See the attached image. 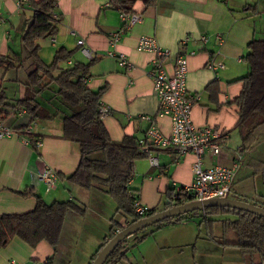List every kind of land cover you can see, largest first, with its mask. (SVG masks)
I'll use <instances>...</instances> for the list:
<instances>
[{
    "label": "crops",
    "instance_id": "0c3cea01",
    "mask_svg": "<svg viewBox=\"0 0 264 264\" xmlns=\"http://www.w3.org/2000/svg\"><path fill=\"white\" fill-rule=\"evenodd\" d=\"M120 11L114 0H57L58 34L38 41L41 58L50 64L56 51L63 47L74 54L62 68L91 64L85 85L93 91L106 89L101 104L110 111L103 122L111 139L121 142L125 136L145 137L150 123L141 116L154 118L165 135L172 130L171 119L158 115L160 103L148 75L155 55L137 50L139 38L154 37L172 52L166 60L170 72L175 57L187 54V87L196 96L193 123L228 134L218 155L205 153L204 167L230 168L239 162L232 193L240 200L264 207V133L251 148H244L238 127L240 110L234 104L243 89L240 80L249 73L245 61L248 44L264 37V0H152L151 5L137 0L133 11L141 14L142 21L125 29L120 41L114 43L113 35L124 30ZM31 21L29 5L19 7V0H0V55L9 56L20 65L0 68V93L6 97L1 121L16 131L32 128L34 138L41 142L33 148L21 134L0 139V215L30 212L35 209L36 197L49 203L73 201L84 212L67 215L58 248L47 242L33 248L16 237L0 250V264H91L110 235L113 219L122 227L130 223L117 213L118 203L104 187L86 190L66 179L79 165L80 146L63 137V116L49 103L57 90L55 83L38 94L36 88L27 84L33 66L22 36ZM219 35L224 36L222 42L217 40ZM187 36L191 39L183 44ZM203 37L208 38L206 43L201 40ZM80 39L84 40L83 45H78ZM84 50L92 56L85 55ZM192 51L196 54L191 55ZM110 53L125 54L135 68L120 67ZM210 62H222L225 69L212 70L208 67ZM215 82L221 90L217 103L206 90ZM27 98H34L44 107L48 118L32 121L26 111L14 107L15 102ZM157 157L158 167H152L148 158L136 161L131 188L137 190L141 205L159 212L166 209L169 191L193 182L195 155L190 153L179 159L163 150L157 151ZM46 168L59 174L51 192L40 181ZM203 217L200 214L198 225L181 227L170 223L158 230H146L148 235L141 241L136 236L132 241L127 239L126 259L118 264H249L248 254L220 244L224 236L222 221L231 216L213 217L215 240L206 227L205 233L201 232Z\"/></svg>",
    "mask_w": 264,
    "mask_h": 264
},
{
    "label": "trees",
    "instance_id": "16d2710c",
    "mask_svg": "<svg viewBox=\"0 0 264 264\" xmlns=\"http://www.w3.org/2000/svg\"><path fill=\"white\" fill-rule=\"evenodd\" d=\"M114 1L119 5L121 12L129 15L134 12L133 5L137 0ZM144 1L147 5L152 3V0ZM25 5H29L32 9V21L22 36L23 46L28 52L33 66L28 75L27 84L36 88L35 94H38L55 83L57 90L53 92L54 95L49 103L54 105L63 116V137L77 142L80 146L79 165L72 175L66 177L67 181L86 190L98 185L104 187L107 194L117 201L118 214L123 215L130 224L141 220L143 217L137 213L135 207V202L139 200L137 190H133L129 185L134 176L136 161L147 158V155L139 150L140 139L134 136H125L121 142L111 139L99 115L102 97L106 89L93 91L84 82L91 64L76 63L71 68H62L61 65L67 63L74 54L63 47L56 51L50 64L41 58L38 41L55 37L58 34L57 24L60 19L55 16L57 0H28ZM245 61L249 73L240 80L243 83V89L234 104L240 110L238 127L242 135L243 147L248 149L264 133V37L254 39L248 44ZM19 67V63L16 65L9 56L0 55V68ZM206 90L211 94L212 101L217 103L221 93L219 84L212 83ZM53 100L56 103H52ZM5 105L6 97L1 92L0 121ZM14 107L26 111L32 117V121L40 117L48 118L44 107L42 108L34 98L18 100ZM27 139L33 148L37 147L38 140L36 141L33 134L27 136ZM167 198L168 202L165 208L182 205L187 200V196L182 193L174 197V190L168 192ZM36 200L35 209L30 212L0 215V250L8 247L16 237L33 248L41 242H47L58 248L67 215L71 212L80 214L84 212V209L73 201L49 203L41 197H36ZM157 212V209H150L146 213V217ZM192 213L204 214L202 224L205 225L213 240H215L213 226L216 222L213 217L231 216L222 221L224 236L220 244L238 248L243 254H248L249 264H264V218L245 212L236 215L232 214L231 210L226 211L225 208L220 207L207 208L204 211ZM189 214L167 219L152 228L158 230L170 223L186 221ZM123 228L113 219L110 235L100 250L116 235L118 229ZM146 230L133 236L141 241L148 235L145 233ZM126 240L119 244L105 264H118L126 259L124 246ZM252 256L256 258L252 259Z\"/></svg>",
    "mask_w": 264,
    "mask_h": 264
},
{
    "label": "built area",
    "instance_id": "2783aa9c",
    "mask_svg": "<svg viewBox=\"0 0 264 264\" xmlns=\"http://www.w3.org/2000/svg\"><path fill=\"white\" fill-rule=\"evenodd\" d=\"M27 1L19 0V7H23ZM121 18L124 21V30L113 35L114 43L120 41L125 29L128 30L142 21L141 14L137 12L129 15L121 12ZM190 39L191 37L187 36L182 43L186 44ZM201 40L206 43L208 38L203 37ZM217 40L218 42H222L224 36H217ZM83 44L84 40H78V45ZM137 50L155 55L151 62V69L148 75L153 81L154 91L159 99L158 115L160 117H169L172 124L171 133L165 135L158 128L154 118L141 116L142 119L150 123V126L145 137L138 142L139 150L147 155L152 167L159 166L157 151H170L179 159L190 153L195 155V162L192 169L193 182L174 192V197L179 193L185 194L187 196L185 203L206 201L213 198H226L234 195L232 193V186L236 172L240 167L239 162L234 163L230 168L222 166H215L213 168L204 167L205 153L211 151L213 154L218 155L221 152V143L228 137V134L219 128L212 126L200 127L193 123L192 110L196 96L191 94L187 87L188 55L178 54L175 57L173 70L170 72L167 70L166 60L171 58L173 54L169 49L160 46L154 37L141 36L138 40ZM83 52L87 56H92V53L88 50H84ZM190 54L195 55L196 51H192ZM110 55L117 59L120 67L126 68L127 70L135 68L134 64L129 61L125 54L110 53ZM208 67L215 71L225 69V65L222 62H210ZM109 111L110 108L101 104L99 109L101 120L109 114ZM19 134L26 135L23 137V140L26 144H30L27 136L32 135V128L16 131L5 127L3 122L0 121V139ZM36 144L40 146L41 142L37 141ZM58 180V172L51 168H46L40 174V181L44 184L47 192L54 190ZM131 184L132 182L130 181L129 185ZM135 207L137 213L143 218L146 217V213L150 210L146 206L141 205L139 200L135 202Z\"/></svg>",
    "mask_w": 264,
    "mask_h": 264
},
{
    "label": "water",
    "instance_id": "95a60500",
    "mask_svg": "<svg viewBox=\"0 0 264 264\" xmlns=\"http://www.w3.org/2000/svg\"><path fill=\"white\" fill-rule=\"evenodd\" d=\"M220 207L226 211L231 210L232 214L239 215L241 212L250 213L257 217L264 218V207L238 199L235 195L226 198H213L206 201H192L179 206L166 208L154 215L147 216L141 220L124 227L110 239L99 251L91 264H105L114 253L120 243L129 237L144 231L149 227L162 223L167 219L182 216L196 211H204L207 208Z\"/></svg>",
    "mask_w": 264,
    "mask_h": 264
},
{
    "label": "rangeland",
    "instance_id": "374dc122",
    "mask_svg": "<svg viewBox=\"0 0 264 264\" xmlns=\"http://www.w3.org/2000/svg\"><path fill=\"white\" fill-rule=\"evenodd\" d=\"M132 181V180H131ZM131 186V185H130ZM51 203V202H50ZM200 214L202 213H190L188 215L189 216H192L190 219L186 220V221H181L180 223H178L179 225H181V227L183 226H186V224H195V225H198L199 222H200V219H199V216ZM187 222H190V223H187ZM152 227H149L148 229H151ZM201 232L205 233V225H201ZM131 238H134V236H131L129 237L128 239L132 241Z\"/></svg>",
    "mask_w": 264,
    "mask_h": 264
}]
</instances>
